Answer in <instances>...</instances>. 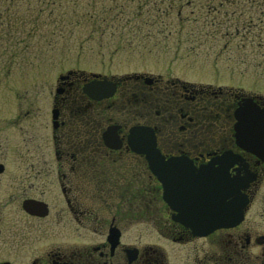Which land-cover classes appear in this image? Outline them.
I'll return each instance as SVG.
<instances>
[{"label": "flooded vegetation", "instance_id": "1", "mask_svg": "<svg viewBox=\"0 0 264 264\" xmlns=\"http://www.w3.org/2000/svg\"><path fill=\"white\" fill-rule=\"evenodd\" d=\"M74 75L44 106L48 116L25 93L0 100V264H264V222L250 211L264 162L237 147L232 131L219 132V121L230 120L227 102L212 108L203 89L145 77L90 100L89 77ZM114 100L138 112L106 118ZM208 106L219 113L206 114ZM134 126L154 133L158 175L129 144ZM227 153L240 159L229 169ZM244 169L256 177L240 190L246 210L223 226L208 185L215 190L219 174L226 187ZM216 194L227 201L226 188Z\"/></svg>", "mask_w": 264, "mask_h": 264}, {"label": "rangeland", "instance_id": "2", "mask_svg": "<svg viewBox=\"0 0 264 264\" xmlns=\"http://www.w3.org/2000/svg\"><path fill=\"white\" fill-rule=\"evenodd\" d=\"M138 1L133 5H118L115 13L119 18L113 17V12L105 15L96 1L95 20L80 21L74 26L73 34L65 38L66 42L57 38L56 35H60L57 28L68 24L70 19L67 23L60 21V17L53 23L40 19L39 26L50 35L45 40L39 38V43L32 41L24 54L17 50L14 42L20 40L17 34L7 36L8 41L1 36L0 100L14 99L13 91L18 99L25 93L26 100L36 101L39 114L48 116L44 106L49 100L52 103L60 74L72 70L74 76L82 78L91 74L125 77L136 73L203 89L208 94L204 95L207 105L211 104L212 108L227 102L230 109L225 114L230 120L223 119L218 126H221L219 132L230 133L235 105L242 98L264 97V0L261 7L258 0L252 4L249 0H240L236 5L227 3L225 15L215 19L204 15V9L199 10L198 6L183 7V11L178 12L181 19L175 17L173 22L161 23L151 19L153 12L149 13V4ZM71 11L72 7H68L64 12ZM42 12L39 11V15ZM62 12L60 7L56 8L54 15ZM186 16L188 18H184ZM14 25L10 31L18 29L20 20ZM18 46L21 48L22 44ZM115 102L110 110L104 111L106 118L107 115L117 117L122 112L127 114L128 110L137 111L138 104ZM211 110L208 106L205 113L211 116L219 113ZM207 123L212 125L211 129L217 124L215 120ZM132 167V174L138 171L134 165ZM250 211H259L260 222H264V174Z\"/></svg>", "mask_w": 264, "mask_h": 264}, {"label": "trees", "instance_id": "3", "mask_svg": "<svg viewBox=\"0 0 264 264\" xmlns=\"http://www.w3.org/2000/svg\"><path fill=\"white\" fill-rule=\"evenodd\" d=\"M96 1L100 4V7L103 10L105 15L109 16L110 13L113 12L112 15L115 18L117 17L115 10L118 8V5H123L124 3L127 4H134L135 0H0V42L3 37L5 36V41L8 39L7 36L11 37L17 34L20 37V40L15 42L17 44V50H21L20 52L23 53L24 50H27L28 47L31 45L32 41L37 43L41 42L39 38L47 39L49 37V32L43 31L42 27L39 26L38 21L40 19H45L50 21L51 23L55 22L57 17H60V21L64 22L69 20L68 24H65L63 27L58 26L54 27L57 28V31L60 32V35L57 38L64 39L67 36L73 34L72 30L74 26H76L80 21H91L95 20L96 18ZM251 1L250 4L254 3V0ZM121 2V4H118ZM141 4L147 3L148 11L153 12L151 15V19L156 20L157 22H165L171 21L176 18L181 19L182 16L179 15V9L182 12L183 7H191L198 9H204V15L208 16L210 19H215L219 15L223 16L224 13V6L228 3L229 5H236L240 3V0H146L141 1ZM258 6L263 2V0H258ZM84 4L83 7H78L79 5ZM63 11L60 15H54V11L56 8ZM68 7H72V11L64 12ZM182 7V8H180ZM124 8V6L122 7ZM190 8V10H192ZM39 11H43L42 15H39ZM223 12V14H222ZM30 13V16H29ZM10 14V16H9ZM178 14V15H177ZM212 15V17H211ZM29 16V17H28ZM62 18H65L62 20ZM188 18V16L184 17ZM20 20V25H18V29L15 31L11 30L10 28L14 27V22ZM77 20V23L74 21ZM217 20V19H216ZM215 20V21H216ZM213 21V22H215ZM221 19L217 21L218 24L221 23ZM6 22V23H5ZM251 24V23H250ZM71 25V27H68ZM164 26V24H163ZM157 27H160L157 25ZM45 30V29H44ZM56 31V32H57ZM11 34V35H10ZM52 34H55L53 31ZM8 37V38H9ZM66 42V41H65ZM43 43V42H42ZM22 44L20 48L18 45ZM45 44V43H44Z\"/></svg>", "mask_w": 264, "mask_h": 264}, {"label": "water", "instance_id": "4", "mask_svg": "<svg viewBox=\"0 0 264 264\" xmlns=\"http://www.w3.org/2000/svg\"><path fill=\"white\" fill-rule=\"evenodd\" d=\"M115 84H111L103 80L102 82H95L91 84V89L94 90L95 96H92L95 99H102L112 95L114 91ZM244 106L241 109L235 111L234 115L237 119V123H235V136L237 143L240 147L244 148L246 151L252 152L259 157H262L264 151V109H260L251 99L244 100ZM151 132V131H150ZM139 131L135 128L133 130V137H135V141L139 144ZM149 136V143L148 148L153 149L155 148L154 136L152 134H148ZM143 144H139L142 147ZM150 160L155 158V153L148 154ZM151 165L156 167V162H151ZM243 185L238 187L240 189L244 188L247 183L252 179L250 174L245 169L244 176L241 177ZM230 191V190H229ZM228 197L231 196V193L228 192ZM245 201V200H244ZM239 207L237 208L236 205H228V216L226 220L228 222L227 226L239 220L238 216L235 217L236 212L242 213L243 211V204L245 202L238 203ZM232 208V209H231ZM232 212V214H230Z\"/></svg>", "mask_w": 264, "mask_h": 264}, {"label": "bare ground", "instance_id": "5", "mask_svg": "<svg viewBox=\"0 0 264 264\" xmlns=\"http://www.w3.org/2000/svg\"><path fill=\"white\" fill-rule=\"evenodd\" d=\"M154 173L156 174V175H158V170L157 171H154ZM216 184H217V182H215ZM221 183V181H218V184H220ZM225 185V183H222V186H224Z\"/></svg>", "mask_w": 264, "mask_h": 264}]
</instances>
